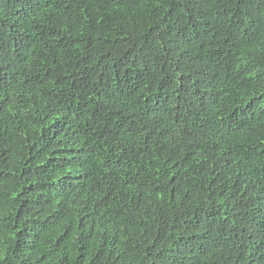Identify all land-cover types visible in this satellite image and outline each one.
Listing matches in <instances>:
<instances>
[{"label":"trees","instance_id":"trees-1","mask_svg":"<svg viewBox=\"0 0 264 264\" xmlns=\"http://www.w3.org/2000/svg\"><path fill=\"white\" fill-rule=\"evenodd\" d=\"M256 263L264 0H0V264Z\"/></svg>","mask_w":264,"mask_h":264},{"label":"clouds","instance_id":"clouds-1","mask_svg":"<svg viewBox=\"0 0 264 264\" xmlns=\"http://www.w3.org/2000/svg\"><path fill=\"white\" fill-rule=\"evenodd\" d=\"M236 224L238 225V223L236 222ZM203 242L204 241H202L199 245H200V247H202L203 246Z\"/></svg>","mask_w":264,"mask_h":264},{"label":"bare ground","instance_id":"bare-ground-1","mask_svg":"<svg viewBox=\"0 0 264 264\" xmlns=\"http://www.w3.org/2000/svg\"><path fill=\"white\" fill-rule=\"evenodd\" d=\"M259 263V262H258ZM257 264V263H256Z\"/></svg>","mask_w":264,"mask_h":264}]
</instances>
